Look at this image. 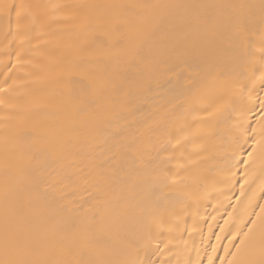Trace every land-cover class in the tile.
I'll list each match as a JSON object with an SVG mask.
<instances>
[{
    "label": "bare ground",
    "instance_id": "bare-ground-1",
    "mask_svg": "<svg viewBox=\"0 0 264 264\" xmlns=\"http://www.w3.org/2000/svg\"><path fill=\"white\" fill-rule=\"evenodd\" d=\"M0 264H264V0H0Z\"/></svg>",
    "mask_w": 264,
    "mask_h": 264
}]
</instances>
